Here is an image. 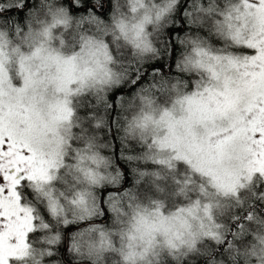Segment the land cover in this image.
I'll use <instances>...</instances> for the list:
<instances>
[{"label": "snow or ice", "instance_id": "6c2138e0", "mask_svg": "<svg viewBox=\"0 0 264 264\" xmlns=\"http://www.w3.org/2000/svg\"><path fill=\"white\" fill-rule=\"evenodd\" d=\"M145 178L141 256L264 264V0H0V264H135Z\"/></svg>", "mask_w": 264, "mask_h": 264}, {"label": "rangeland", "instance_id": "374dc122", "mask_svg": "<svg viewBox=\"0 0 264 264\" xmlns=\"http://www.w3.org/2000/svg\"><path fill=\"white\" fill-rule=\"evenodd\" d=\"M121 3L123 4L124 1L121 0ZM126 7V5H125ZM40 21H42V23L39 24H34L33 27V32H38L40 31L44 26L45 23H49L50 22V18H46L44 16H40L38 18ZM55 36L57 37L55 43H54V47L59 48V39L62 38L60 36L59 32L55 33ZM218 44L223 46L224 41L222 40H218ZM113 71H116L115 69H113ZM125 113L127 114H131L132 116V112L131 111H126ZM130 116V118H131ZM65 179L68 181V184H74L75 182L73 181L72 175H68L65 177ZM145 182L147 184V179H145ZM57 187L60 188L61 190H63L64 188L67 187V185H63V184H57ZM25 188L27 189V185L25 186ZM166 195V205H167V209L166 211H174L175 207L179 206L180 204H186L187 201L184 200H177L175 197L171 196V195H167V193L165 194H158L155 191V188H152L151 191H146V193L141 194L140 198L137 200V202H132V207H128V201L125 202V204L123 205V210H124V214H122L121 216V221L127 220V217L131 220V213L132 211H136V205L137 204H143L140 205L141 208H146L147 204H144L146 201H148V203H151V199H160V198H164ZM145 197V200H143L144 202H140L139 200L143 199ZM183 202V203H182ZM151 209V208H148ZM130 215H129V214ZM139 218L137 217L134 218V222L132 223L133 229L132 232H130L131 236H136L137 239L132 241V245L133 247L130 249L129 248V242L128 240L125 238L122 242V238L120 236L119 231H112L114 233V247L115 248H122L124 250H126V252L128 251H132L134 253H136V260H135V264H158V261H163L166 259V256L163 255V252L166 251V249H163L161 247L160 244L156 245L155 248V253L156 255H154L151 251L146 252L143 256H141L139 253L144 252V244L142 243L143 240L147 239V233L149 231H151L153 225L150 222H138ZM188 222L191 223V218H188ZM161 230L164 229H170L173 232H178L181 231L184 227V223L180 222V221H176V222H172L171 224H164L163 226H160ZM129 236V235H127ZM156 239L158 241L162 240V238L160 237V235L157 233ZM113 256V255H111ZM110 255L108 256L106 261H102V264H128L127 261H125L123 258L122 259H117V258H113Z\"/></svg>", "mask_w": 264, "mask_h": 264}, {"label": "trees", "instance_id": "16d2710c", "mask_svg": "<svg viewBox=\"0 0 264 264\" xmlns=\"http://www.w3.org/2000/svg\"><path fill=\"white\" fill-rule=\"evenodd\" d=\"M122 1H124V0H122ZM49 2H51V0H49ZM206 35V34H205ZM218 40H219V38H217V37H212V42L214 43V44H218L219 42H218ZM179 51H180V49H179V46H177V52L179 53ZM129 55H130V52L128 53ZM113 69H115L116 71L118 70V67L117 66H113ZM124 115H126V116H128L129 117V119H130V116H131V114H127V113H124ZM122 123H124L125 125H126V121H124V122H122ZM99 143H103V141L101 140V141H99ZM135 166V165H134ZM139 170H144L143 168H140ZM145 179H147V178H145ZM149 187V185L148 184H146V182H145V187L144 188H141L137 193H136V195H137V199H136V201H134V202H137V200L140 198V195L141 194H144V193H146V191H147V188ZM31 189L30 188H25L23 191H22V195H23V197L25 198V200H26V202H28V201H31V200H33V196L30 194L31 193ZM143 200H145V197L143 198V199H141V200H139L140 202H144ZM126 202V201H125ZM125 202H124V204H125ZM183 203V202H182ZM144 204H147V205H145V206H147L146 208H152V204L151 203H148V201H146ZM140 205H143V204H140ZM39 207H41V209H42V206H39ZM134 213H135V211H132V213H131V220L127 217V220H124V221H122L121 223H118V224H115V225H109V227H110V230L111 231H119V232H123V233H125V237H127V235H130V232H132V229H133V226H132V223L134 222ZM129 214V213H128ZM130 215V214H129ZM137 219V218H136ZM261 234H264V233H261ZM36 252L35 253H32V250L30 249L29 250V253H30V255H29V257H27V258H25V259H23V260H20V261H17L16 262V264H32V260H31V255H39V244L37 243L36 244ZM123 248V247H122ZM116 249H120V248H116ZM125 252H126V250H124ZM111 255H113V256H111ZM110 256L111 257H113V258H117V259H124V256L123 255H121L120 254V252L119 251H117V252H115V253H112ZM102 264V263H101Z\"/></svg>", "mask_w": 264, "mask_h": 264}, {"label": "flooded vegetation", "instance_id": "af4514ba", "mask_svg": "<svg viewBox=\"0 0 264 264\" xmlns=\"http://www.w3.org/2000/svg\"><path fill=\"white\" fill-rule=\"evenodd\" d=\"M25 186H26V185H25ZM24 189H25V187H24V188H22V189H21V191H23Z\"/></svg>", "mask_w": 264, "mask_h": 264}]
</instances>
